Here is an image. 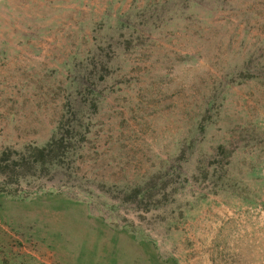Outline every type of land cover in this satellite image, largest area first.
I'll return each mask as SVG.
<instances>
[{
	"label": "rangeland",
	"instance_id": "obj_1",
	"mask_svg": "<svg viewBox=\"0 0 264 264\" xmlns=\"http://www.w3.org/2000/svg\"><path fill=\"white\" fill-rule=\"evenodd\" d=\"M57 131L60 159L0 172L24 251L110 257L105 223L169 264H264V0H0V156Z\"/></svg>",
	"mask_w": 264,
	"mask_h": 264
},
{
	"label": "trees",
	"instance_id": "obj_2",
	"mask_svg": "<svg viewBox=\"0 0 264 264\" xmlns=\"http://www.w3.org/2000/svg\"><path fill=\"white\" fill-rule=\"evenodd\" d=\"M245 73H249V69L246 67H241L236 71V73H233L232 75L242 76ZM66 117L67 116L64 115V119H66ZM64 119H61V123L64 121ZM68 122L69 120L67 123ZM67 125L68 126L62 125L60 127L65 129L64 132L70 134L72 127L69 126V124ZM66 133H59V131H57L50 141L46 143V145L42 147H31V151L29 150L27 155L24 152H16V157H12L11 152H2L0 156V172L4 169H9L11 171H13V169H30V167H33L34 165L42 166L44 165V162L46 163L53 161V159H60L63 156V152L66 148V144L64 143V141L67 139ZM219 149L224 152L225 146L219 145ZM18 179V175L13 176L9 174V181L18 182ZM5 189L6 187L0 186V193L13 199H24V197H21L19 194H17L18 192L6 191ZM135 192L136 194L139 193L138 195L142 194L140 190H135ZM37 195L38 194H34L32 197ZM76 202L79 203L78 200ZM103 227H105L103 234L105 235L103 237L105 238V241L103 242L101 250H111V254H109L110 257L100 255V259H97L95 262L89 261L86 264H169L167 259H162L156 252L148 251L147 247L151 245L147 242L140 241L134 243L135 246L137 245L140 252L136 251L133 254L130 251L131 245L129 244V240H122L118 234L120 232L126 234V232H124L122 229L119 230L116 225L111 227L110 225L104 223ZM107 234H110L108 238H106ZM108 245L110 247L107 249ZM97 253L98 255L100 254L99 251H97Z\"/></svg>",
	"mask_w": 264,
	"mask_h": 264
},
{
	"label": "crops",
	"instance_id": "obj_3",
	"mask_svg": "<svg viewBox=\"0 0 264 264\" xmlns=\"http://www.w3.org/2000/svg\"><path fill=\"white\" fill-rule=\"evenodd\" d=\"M19 241L22 240L18 236L8 235L0 221V264H52L42 260L38 252L33 249L24 251ZM60 264L68 263L62 261Z\"/></svg>",
	"mask_w": 264,
	"mask_h": 264
}]
</instances>
